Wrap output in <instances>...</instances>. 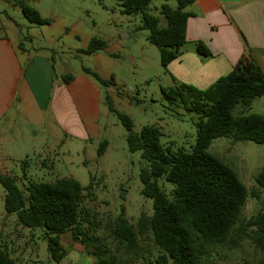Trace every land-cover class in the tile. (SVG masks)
<instances>
[{"label": "rangeland", "instance_id": "rangeland-1", "mask_svg": "<svg viewBox=\"0 0 264 264\" xmlns=\"http://www.w3.org/2000/svg\"><path fill=\"white\" fill-rule=\"evenodd\" d=\"M120 1L42 0L37 7L38 13L50 20V24L44 26L29 23L20 10L10 9L0 1V22L6 27L17 26L14 39L26 49L36 43L49 49L54 54L57 69L64 65L67 74L73 75L82 67H88L99 68L106 79L113 77V83L107 87L99 85L102 103L105 104L104 96L109 95L114 107L130 117L134 131H140L145 125H155L162 134L163 146L188 152L195 143L199 115L187 111L180 103L170 104L163 98L161 88L181 81L160 65L156 47L147 41V31L140 29V16L121 13ZM150 5L158 6L153 2ZM92 37L104 39L108 44L99 52V64L94 55L78 52ZM249 113L264 116V95L256 97L244 111V114ZM232 114L240 116L243 109L237 105ZM108 117L101 114L99 118L105 125L103 138L109 140L100 158L96 156V149L101 140L95 144L66 143L57 146L53 155H48L50 144L63 139L61 134L57 139L56 132L53 137L48 129L38 128L30 131L28 138L13 130L0 143V173L13 176L24 192L31 182L66 176L86 186L91 175L94 198H85L82 207L89 211L97 226L82 225L89 229L88 235L101 239L113 251L115 244L108 237V226L123 209L125 218L136 231L139 256L137 259L121 258L126 264H155L160 250L151 232L143 235L137 232L139 216L152 214V200L140 193L139 171L147 162L141 159L139 152L128 151L124 128L110 112ZM207 150L229 165L249 192L257 188L254 178L264 167V144L248 140L234 142L220 137L213 139ZM157 182L170 197L172 185L162 178ZM3 195L0 186V246L17 264H93L87 249L74 241L69 232L63 233L60 239L66 256L59 263L53 262L46 250L48 240L43 237L44 232L19 225L15 214L4 211ZM262 208L264 193L259 199L248 196L228 239L221 244L202 246V264H254L264 260V249L253 240L255 228L242 230L245 221Z\"/></svg>", "mask_w": 264, "mask_h": 264}, {"label": "trees", "instance_id": "trees-1", "mask_svg": "<svg viewBox=\"0 0 264 264\" xmlns=\"http://www.w3.org/2000/svg\"><path fill=\"white\" fill-rule=\"evenodd\" d=\"M192 1L177 0L175 8L164 3L158 15L148 11L150 0L120 1L121 13L140 16V29L147 31L146 39L156 47L163 68L180 55L186 43L188 13L184 8ZM16 5L29 23L50 24L49 19L42 18L25 2L16 1ZM107 46L106 40L92 37L78 52L93 55ZM196 52L200 56H210L200 42L196 44ZM82 71L102 87L114 81L113 77L101 78L87 67H82ZM60 79L68 83L72 75L65 74ZM161 93L170 104L180 103L187 111L199 115L195 143L188 152L163 146L162 134L155 125H145L140 131H134L130 117L116 109L107 94L105 106L124 128L128 151L139 152L141 159L147 162L139 171L140 193L152 200V214L139 216L137 232L140 235L151 232L160 250L155 264H202V246L226 241L248 196L259 199L264 193V167L254 178L257 188L249 192L235 171L207 150L212 140L220 137L234 142L248 140L264 144V116L244 114L256 97L264 95V74L243 56L230 72L205 89L178 83L161 88ZM237 105L241 106L243 114L233 116L232 110ZM107 145L106 139L98 143L97 157L103 155ZM158 178L172 185L170 197L158 185ZM0 186L4 193V211L15 214L22 227L44 232L43 237L48 240L46 250L53 262L59 263L66 256L60 240L65 232L87 249L93 264H126L122 256L138 258L137 234L123 209L108 226V237L115 244L113 251L101 239L89 236L87 227L83 228L84 224L97 226L89 211L82 207L85 198H94L91 175L86 186H81L73 177H61L31 182L24 192L13 176L0 173ZM250 227L256 230L253 240L264 249V208L247 219L242 230ZM0 264H17L2 246ZM254 264H264V260Z\"/></svg>", "mask_w": 264, "mask_h": 264}, {"label": "crops", "instance_id": "crops-1", "mask_svg": "<svg viewBox=\"0 0 264 264\" xmlns=\"http://www.w3.org/2000/svg\"><path fill=\"white\" fill-rule=\"evenodd\" d=\"M0 1L17 11L16 1H23L39 11L42 0ZM152 2L158 6L151 7ZM164 3L175 8L177 0H150L148 9L158 13ZM184 11L188 13L186 43L167 66L174 78L205 89L243 56L264 74V0H193ZM17 31L16 25L0 22V143L13 130L28 137L30 131L48 129L52 136L56 132L57 139L60 134L63 138L50 144L48 155H53L57 146L66 143L95 144L104 139L105 125L99 118L102 114L108 119L109 111L99 84L82 70L63 83L64 65L57 69L54 54L40 43L26 49L14 39ZM198 42L210 56L197 54ZM93 55L99 64V52ZM93 71L106 79L99 68Z\"/></svg>", "mask_w": 264, "mask_h": 264}, {"label": "water", "instance_id": "water-1", "mask_svg": "<svg viewBox=\"0 0 264 264\" xmlns=\"http://www.w3.org/2000/svg\"><path fill=\"white\" fill-rule=\"evenodd\" d=\"M46 240H47V238H46Z\"/></svg>", "mask_w": 264, "mask_h": 264}]
</instances>
